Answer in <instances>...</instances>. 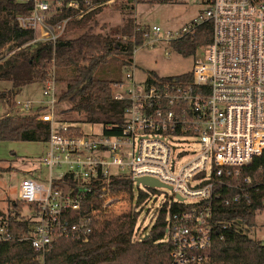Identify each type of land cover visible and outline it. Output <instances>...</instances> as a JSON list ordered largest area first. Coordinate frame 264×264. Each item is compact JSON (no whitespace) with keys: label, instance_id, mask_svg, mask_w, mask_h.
I'll return each mask as SVG.
<instances>
[{"label":"built area","instance_id":"1","mask_svg":"<svg viewBox=\"0 0 264 264\" xmlns=\"http://www.w3.org/2000/svg\"><path fill=\"white\" fill-rule=\"evenodd\" d=\"M11 1L30 7L28 14L16 16L22 28L34 32L26 47L38 42L55 46L71 21L116 0ZM199 1L206 6L204 15L175 35L159 27L138 29L145 31L144 43L153 45L182 39L209 22L212 39L206 56L195 59L189 84L153 83L149 78L138 82L132 62L128 84L114 86V100L125 103L119 133H104L119 125H100V131L91 127L89 134L80 127L78 134L73 130L78 125L63 121L56 111L52 71L43 84L46 103L38 107L43 108L40 120L50 127L48 149L39 164L40 171L48 173L38 172L41 180L26 177L20 185L19 202L29 208L25 216L31 221V234L20 241L38 252L61 238L80 239L81 233L86 242L92 232L93 213L83 208L89 194L101 193L104 209L107 197L117 202L118 196L109 190L113 178L129 179L134 185L138 179L152 178L171 190L176 208L167 221L169 264H210L214 230L233 225L215 222V207L249 203L250 195L264 186L250 176L243 184L237 181L241 171L264 154V0ZM64 10L71 14L63 17ZM38 108L15 103L23 115ZM12 238L8 224L0 222V246Z\"/></svg>","mask_w":264,"mask_h":264},{"label":"trees","instance_id":"2","mask_svg":"<svg viewBox=\"0 0 264 264\" xmlns=\"http://www.w3.org/2000/svg\"><path fill=\"white\" fill-rule=\"evenodd\" d=\"M118 10L124 17L123 25L109 29L100 25L95 11L81 20L71 21L65 35L55 46L35 43L23 47L34 39L31 29H24L16 20L20 14H28L30 7L11 0H0V81L11 82L12 90L0 93V99H7L15 105L14 96L28 85L44 84L53 70L57 89L64 85L58 95V102H69L71 111L79 118L71 124L121 125L124 102L114 100V86L123 83L122 70L131 66L132 55L136 47L144 44L145 31L135 23L133 10L135 3L122 0ZM64 16L71 12L63 11ZM67 36L72 38L67 39ZM212 39V26L209 22L195 28L191 35L170 43L173 50L184 57L195 56L197 51L206 48ZM22 47L12 57L5 58L3 50L11 51ZM118 58L119 67H115V77L100 71L109 59ZM151 82L179 81L191 83V74L186 73L171 78L149 75ZM43 108L34 114L16 113L0 118V142H47L50 127L40 120ZM77 125V124H76ZM81 134L80 127L75 129ZM118 129L104 133L114 134ZM9 169H0V174ZM250 176L255 183L264 182V154L256 158L249 168L241 171L237 180ZM261 192L250 195V202L242 201L229 206L218 205L214 213L215 222H232L227 229L216 228L211 248L210 264H264V242L252 239L245 230L256 227L257 216L264 212V186ZM110 192L115 196L128 195L134 198V184L125 178H113ZM101 193L93 191L83 205L84 210L93 213L88 240L81 238H61L55 240L45 252H38L26 241H20L31 234V221L23 213L25 204L13 201L7 216L0 213V222L8 224L12 240L0 246V264H169L171 245L166 241L167 221L176 208L174 202H164L157 212L151 227L140 237H136L138 213L108 219L101 208ZM228 194L225 193L224 197ZM146 200L139 192L136 206Z\"/></svg>","mask_w":264,"mask_h":264},{"label":"rangeland","instance_id":"3","mask_svg":"<svg viewBox=\"0 0 264 264\" xmlns=\"http://www.w3.org/2000/svg\"><path fill=\"white\" fill-rule=\"evenodd\" d=\"M122 0H116L111 5L105 6L98 14L100 25H104L108 32L116 26L124 23V17L118 10ZM206 6L199 0H144L135 3L133 17L135 23L140 28L159 27L163 31L179 33L184 28L193 24L199 16L204 15ZM72 36H67V39ZM179 39L170 40L175 41ZM2 52H6L3 50ZM207 49L203 48L197 51L195 56L184 57L172 49L169 42L158 41L153 45L139 46L136 54L132 57L135 68L132 66L134 76L138 82L145 81L152 73L162 78H171L189 73L193 70L195 59L205 57ZM3 56L0 55V59ZM118 58L109 59L108 64L100 71L108 74L110 78L115 77V67H119ZM130 66L122 70L123 82L128 84L127 72ZM132 72V71H131ZM128 86V85H127ZM6 90H12L11 82L0 81V93ZM58 95L64 90V85L58 87ZM117 89L114 88V92ZM57 95V96H58ZM43 96V84L35 83L23 87L20 92L14 96L15 103H32L34 109L42 107L46 103ZM13 100L8 102L6 99H0V118L16 113L12 104ZM69 102H58L56 111L62 120L75 122L79 118L78 113L71 111ZM85 133H90V128L94 131L101 130L100 125H91L86 123H76ZM75 124V125H76ZM197 150L196 146H191ZM48 149L47 142H0V169H9L0 174V213L7 216L11 209L13 201H19L20 185L26 177L39 178L48 173L47 170L40 171V161ZM187 160L177 163V167ZM58 169L55 168V173ZM41 180V178H39ZM139 192L146 195V200L136 206ZM171 190L167 188H148L145 186L134 185V198L131 200L128 195H120L117 202L113 197H107L105 216L106 218L121 217L124 215L138 213L136 225V237H140L153 224L157 217V212L164 202L171 204ZM23 213H29V208L25 207ZM1 219V217H0ZM256 227L245 230V233L252 239L264 241V212L257 216Z\"/></svg>","mask_w":264,"mask_h":264},{"label":"water","instance_id":"4","mask_svg":"<svg viewBox=\"0 0 264 264\" xmlns=\"http://www.w3.org/2000/svg\"><path fill=\"white\" fill-rule=\"evenodd\" d=\"M136 185L139 187V186H145V187H148V188H168L166 187L165 185H162L161 183H159L157 180L155 179H152V178H141V179H138L137 182H136Z\"/></svg>","mask_w":264,"mask_h":264},{"label":"crops","instance_id":"5","mask_svg":"<svg viewBox=\"0 0 264 264\" xmlns=\"http://www.w3.org/2000/svg\"><path fill=\"white\" fill-rule=\"evenodd\" d=\"M13 108L15 109V105H13Z\"/></svg>","mask_w":264,"mask_h":264}]
</instances>
